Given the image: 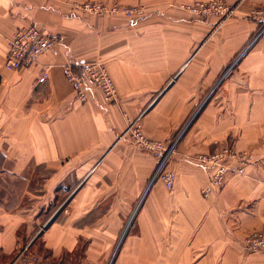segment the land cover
I'll return each instance as SVG.
<instances>
[{"label": "crops", "instance_id": "0c3cea01", "mask_svg": "<svg viewBox=\"0 0 264 264\" xmlns=\"http://www.w3.org/2000/svg\"><path fill=\"white\" fill-rule=\"evenodd\" d=\"M86 1L0 0V179H43V190L23 192L33 197L62 180L68 189L49 212L35 201L7 206L0 190V264L24 248L48 261L107 264L127 225L112 264H264V252L243 246L264 231V35L255 39L248 18L264 0H224L234 8L224 21L179 7L210 0H143L149 9L135 19L73 8ZM29 25L56 49L8 72L7 41ZM68 61L102 62L116 101L103 103L88 84L89 101L77 102ZM137 118L146 137L173 144L171 191L150 183L156 159L120 138ZM225 146L247 155L244 174L229 173L205 199L210 170L194 158Z\"/></svg>", "mask_w": 264, "mask_h": 264}, {"label": "built area", "instance_id": "2783aa9c", "mask_svg": "<svg viewBox=\"0 0 264 264\" xmlns=\"http://www.w3.org/2000/svg\"><path fill=\"white\" fill-rule=\"evenodd\" d=\"M73 7L81 13L95 18L123 16L135 19L141 18L145 11L141 6L127 7L95 1L74 4ZM180 9L200 20L212 16L226 20L234 12V8L224 0L195 1L181 5ZM248 18L257 25L255 39L264 35V7L250 10ZM57 43L58 41L54 37L34 25L18 28L7 41L8 51L3 68L8 72H15L30 67L37 62L40 56L52 55ZM63 72L67 83L72 88L74 99L80 104H84L90 99L88 84L100 94L103 103L113 104L116 101L115 85L102 62L68 61L63 66ZM46 78L47 74L44 73L38 81L42 83ZM125 135H128L134 148L144 151L156 159L157 168L154 179L161 182L166 190L171 191L176 181V173L169 167L173 155V144L168 145L165 142L146 137L139 118L128 122L127 130L120 138ZM247 160L246 154L236 152L231 146H225L213 153L197 155L194 161L210 170L209 180L201 189L202 197L207 199L215 190L221 189L229 173L243 175ZM243 246L249 251L264 252V231L248 234L243 240ZM9 264L66 263L42 259L24 248L14 255Z\"/></svg>", "mask_w": 264, "mask_h": 264}, {"label": "rangeland", "instance_id": "374dc122", "mask_svg": "<svg viewBox=\"0 0 264 264\" xmlns=\"http://www.w3.org/2000/svg\"><path fill=\"white\" fill-rule=\"evenodd\" d=\"M89 1L103 2V3L110 4V5L115 4V5L127 6V7L141 6L145 10L144 15L147 13V11L149 9L148 7L150 6V4L148 2H145L143 0H89ZM86 2H88V1H86ZM82 3H84V2H82ZM74 4H81V3H74ZM186 4H189V3H186ZM76 11H78V10H76ZM220 21H224V20H220ZM42 173L44 175L46 174V172H42ZM43 181H44L43 179H41V180L36 179V178L35 179H29V180H26L25 185H23L22 181L10 180L8 178L0 179V190H2V191L6 190L8 192L9 202H8L7 206H17V205L29 206L31 202L35 201L37 203V204L35 203V206H49V208L47 207V209H46L47 212H49L50 210L54 211L57 206H63L65 198L68 195V194H66V191H68V189H65L66 185H65L64 180H62L61 183H58L56 188H54L53 186H52V188H49V192L47 195L34 194L35 197H33L32 194L31 195L23 194V192L25 190L31 191V193L32 192L38 193L39 190H43L44 187L41 185L43 183ZM3 193L1 194V196L3 195ZM38 195H40V197H41L40 200H37ZM138 203H139V199L133 204L132 210H131V212H130L127 220H126V223L129 221V219L133 215L134 208H136L135 206H138ZM124 227L125 226H123L121 229V234L124 230ZM121 234H120V236H121ZM116 244L117 243H114L113 247H115ZM113 250H114V248L111 250V253L113 252ZM110 259H111V257L109 256V258L107 260V264L109 263Z\"/></svg>", "mask_w": 264, "mask_h": 264}, {"label": "water", "instance_id": "95a60500", "mask_svg": "<svg viewBox=\"0 0 264 264\" xmlns=\"http://www.w3.org/2000/svg\"><path fill=\"white\" fill-rule=\"evenodd\" d=\"M154 181H155V179L153 178V179L151 180L150 183H152V182H154ZM127 228H128V225L126 226L125 231L123 232V235H122V237L120 238V240H119V242H118V244H117V246H116V248H115V250H114V252H113V254H112V256H111V259L109 260V263H108V264H112V263H113V261H114V259H115V256H116V254H117V251H118V249H119V246H120V244H121V242H122V239H123V237H124V235H125V232H126Z\"/></svg>", "mask_w": 264, "mask_h": 264}]
</instances>
